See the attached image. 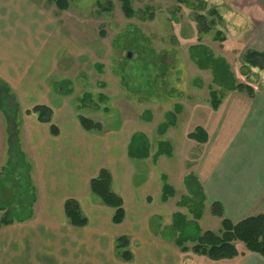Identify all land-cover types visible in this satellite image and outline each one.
I'll use <instances>...</instances> for the list:
<instances>
[{
    "label": "crops",
    "instance_id": "crops-1",
    "mask_svg": "<svg viewBox=\"0 0 264 264\" xmlns=\"http://www.w3.org/2000/svg\"><path fill=\"white\" fill-rule=\"evenodd\" d=\"M201 2L217 14L228 2L246 20L243 54L264 52V0ZM67 47L64 29L44 2L0 0V80L20 106L19 141L36 190L33 218L0 228V264H264L240 242L234 243L238 256L232 259L212 261L192 251L197 237L215 233L206 225L208 217L217 233L221 230L222 218L211 214L213 204L232 223L264 215L263 78L252 70V84L247 75L243 84L226 59L216 57L228 66L233 86H248L252 94L230 89L226 106L221 92L216 108L210 101L199 108L176 104L154 133L130 130L123 123L116 130L86 132L76 113L56 102L48 86L59 62L72 54ZM35 106L50 108L49 124L38 121L31 112ZM136 135L142 138L134 140ZM6 150L0 111V173ZM101 169L109 172L111 189L122 201L120 224L112 221L114 210L90 192ZM68 200L78 204L85 227L68 223ZM190 225L196 229L192 236L187 234ZM120 237L128 241L129 261L116 250Z\"/></svg>",
    "mask_w": 264,
    "mask_h": 264
},
{
    "label": "rangeland",
    "instance_id": "rangeland-1",
    "mask_svg": "<svg viewBox=\"0 0 264 264\" xmlns=\"http://www.w3.org/2000/svg\"><path fill=\"white\" fill-rule=\"evenodd\" d=\"M41 1L54 12L72 52L59 62L48 86L57 95L56 102H65L77 117L99 122L102 128L116 130L123 123L130 130L154 133L176 104L199 108L206 102L214 104V99L218 102L221 92L225 101L226 84L219 83L211 68L202 71L194 65L190 48L195 46H207L213 58L224 57L241 83L246 75L247 83L255 78L242 59L246 52L241 28L246 20L232 12L228 2L218 8L222 23L199 35L195 16L207 15L208 10L195 0H131L136 11L132 19L124 17L117 0H67L64 11ZM217 30L221 33L215 36ZM148 117L150 122L144 120ZM213 222L208 217L206 225L217 233ZM195 232L190 225L187 234Z\"/></svg>",
    "mask_w": 264,
    "mask_h": 264
},
{
    "label": "trees",
    "instance_id": "trees-1",
    "mask_svg": "<svg viewBox=\"0 0 264 264\" xmlns=\"http://www.w3.org/2000/svg\"><path fill=\"white\" fill-rule=\"evenodd\" d=\"M120 9L127 19L136 16V11L131 6V0H117ZM201 4V0H195ZM59 11L68 8L67 0H46ZM214 16L216 20L222 18L215 10L208 11V15L197 14L195 23L199 35L208 34L216 26V20L208 17ZM153 15H148L151 20ZM216 35H220L219 32ZM192 60L201 68H211L216 78L221 84H226L228 90L245 91L248 95L252 94L251 88L244 85L233 86L232 74L222 59L213 58L212 54L202 46L190 48ZM243 62L252 70L258 73L264 81V52L248 51L243 56ZM68 86L69 82H65ZM218 83V84H219ZM56 90V89H55ZM213 108L219 104V100H212ZM0 111L6 122L7 134V160L0 173V228L14 223L28 222L33 218L34 205L36 203V190L31 179V166L26 161L24 153L21 151L19 141V115L20 106L12 90L0 80ZM41 123L51 122L52 111L47 106H35L32 110ZM169 118V116H168ZM167 118V119H168ZM78 122L82 130L86 132H102L103 128L99 122L79 116ZM53 130V129H52ZM55 132V131H53ZM142 138L134 136V140ZM139 148V147H138ZM137 147L134 146V150ZM91 194L99 202L114 210L113 223L120 224L124 219V211L121 199L113 193L111 189V177L107 170L101 169L98 176L91 180L89 184ZM8 191L10 194H8ZM65 217L68 223L77 228L86 226V219L80 213L78 204L73 200H68L64 204ZM211 214L222 218L221 230L218 233L205 232L197 237L196 244L192 251L203 255L212 261L232 259L238 256L234 243L243 244L246 251L259 255L264 259V215H254L244 220L232 223L223 218V210L219 204L211 206ZM185 239L181 238L178 245L182 246ZM128 241L125 237L116 240V250L119 257L124 261H129L131 255L127 251Z\"/></svg>",
    "mask_w": 264,
    "mask_h": 264
},
{
    "label": "water",
    "instance_id": "water-1",
    "mask_svg": "<svg viewBox=\"0 0 264 264\" xmlns=\"http://www.w3.org/2000/svg\"><path fill=\"white\" fill-rule=\"evenodd\" d=\"M127 57H129V54L127 55Z\"/></svg>",
    "mask_w": 264,
    "mask_h": 264
}]
</instances>
